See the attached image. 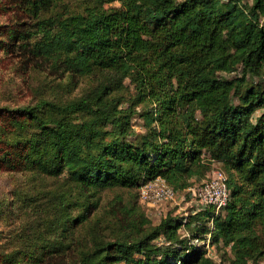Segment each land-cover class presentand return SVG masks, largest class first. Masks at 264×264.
I'll return each mask as SVG.
<instances>
[{"label":"trees","instance_id":"trees-1","mask_svg":"<svg viewBox=\"0 0 264 264\" xmlns=\"http://www.w3.org/2000/svg\"><path fill=\"white\" fill-rule=\"evenodd\" d=\"M29 1L40 33L32 52L99 79L65 103L0 106L18 136L0 140V166L27 162L84 190L137 189L160 175L181 191L215 162L230 189L222 210L186 221L169 212L154 223L141 211L126 235L76 264H216L182 225L210 232L231 264H264V0H87L46 16L50 0ZM76 111L87 116H67ZM20 117L37 130L19 133Z\"/></svg>","mask_w":264,"mask_h":264},{"label":"rangeland","instance_id":"rangeland-1","mask_svg":"<svg viewBox=\"0 0 264 264\" xmlns=\"http://www.w3.org/2000/svg\"><path fill=\"white\" fill-rule=\"evenodd\" d=\"M86 1L50 0L41 15L81 10ZM29 2L0 0V106L14 108L41 99L65 103L99 79V74L65 71L32 52L31 46L40 33L35 32L36 17L28 9ZM240 72L238 67L226 76ZM129 91L132 94L131 86ZM11 116L0 113V140H8L7 145L18 138ZM67 116L81 120L87 115L76 111ZM19 120V133L37 130L31 120ZM135 128L139 130L138 124ZM137 197L135 187L84 190L61 174L41 172L27 162L15 168L0 166V264H76L81 252L96 243L126 235L135 214L143 211L149 216ZM190 210L186 206L167 213L183 215ZM211 253L216 264H231L226 249L213 244Z\"/></svg>","mask_w":264,"mask_h":264},{"label":"built area","instance_id":"built-area-1","mask_svg":"<svg viewBox=\"0 0 264 264\" xmlns=\"http://www.w3.org/2000/svg\"><path fill=\"white\" fill-rule=\"evenodd\" d=\"M137 195L139 203L146 209L162 206L164 209L161 208V211L164 215L172 208L184 209L185 204L191 203L193 207L190 213L186 211L183 213V220L186 221L188 214L204 209L212 210L214 213L222 210L229 199L230 189L227 185L225 171L214 162L205 178L197 183L189 184L182 191L175 190L165 178L157 175L149 179H140L137 185ZM180 232L189 237L190 243L205 249L206 254L216 262L211 253V246L214 243L211 241L210 232L204 236H190L184 225L180 228Z\"/></svg>","mask_w":264,"mask_h":264},{"label":"crops","instance_id":"crops-1","mask_svg":"<svg viewBox=\"0 0 264 264\" xmlns=\"http://www.w3.org/2000/svg\"><path fill=\"white\" fill-rule=\"evenodd\" d=\"M213 164V163H212ZM211 164V165H212ZM209 171V170H208ZM208 171H207V173H208ZM207 173H206V175H207ZM194 179H197L196 177H193L192 178V181L194 180ZM193 183H196V182H192L191 184H193ZM182 191V190H181ZM190 207V209H192V207H193V205L190 203V204H185V207ZM161 208H163L162 206L160 207V208H158V207H149V208H147L146 209V211L148 212V215H149V217H151L152 218V220H153V222L154 223H157L159 220H160V218L162 217V216H164V213L161 211ZM167 208V207H166ZM164 209V208H163ZM191 211V210H190ZM200 212V211H199Z\"/></svg>","mask_w":264,"mask_h":264}]
</instances>
